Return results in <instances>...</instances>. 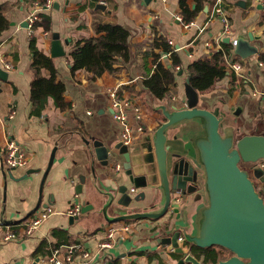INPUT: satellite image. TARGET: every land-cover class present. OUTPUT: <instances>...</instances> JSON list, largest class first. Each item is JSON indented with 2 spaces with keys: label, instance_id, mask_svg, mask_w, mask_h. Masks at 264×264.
<instances>
[{
  "label": "crops",
  "instance_id": "0c3cea01",
  "mask_svg": "<svg viewBox=\"0 0 264 264\" xmlns=\"http://www.w3.org/2000/svg\"><path fill=\"white\" fill-rule=\"evenodd\" d=\"M262 1H221L231 24L232 34L228 36L223 32L221 18L211 17L216 0H204L201 10L191 21L183 18L181 0H52L50 6L48 0H0V7L9 20L8 27L0 34V264H48L46 259L53 248L67 242L81 244L92 251L93 264H109L111 260L113 264H178L181 258L177 252L159 238L174 222L193 233L198 208L203 202H194L181 219H177L172 206L160 218L116 222H108L101 211L108 198L98 197V189L107 191L116 182L117 185L128 183L132 195L141 191L137 189V193H131L134 184L129 182L123 167H116L118 162L122 166L124 163L123 157L114 149L120 142L123 126L112 115L109 91L117 88L123 97L142 107L146 128L143 134H151L165 120L162 105H184L187 67L193 61L211 60L223 47V42L231 44L232 38L249 39L252 34L254 40L251 43L258 47V52L248 58L237 55L244 72L236 74L228 65L226 75L212 88L199 91V104L223 117L224 130L234 129L239 135L263 134ZM100 2L106 8L98 7ZM186 4L194 10L197 0H186ZM34 10L40 18L31 30L25 22ZM106 21L119 23L129 30L130 59L119 61L116 72L108 71L91 79L85 69L72 70L71 51L79 40L96 36L99 33L97 24ZM54 33H59L66 52L53 59L58 79L66 85L65 98L69 106L63 110L49 97L42 113L36 115L31 101L34 79L31 41L35 38L38 49L52 57ZM226 37H230V42L225 41ZM165 43L170 46V51L165 50ZM234 51L232 47L227 58H234ZM173 52L181 61L174 67L177 82L164 99H158L144 85V80L155 71L158 62L170 66ZM7 63L12 68L8 69ZM177 66L180 67L178 70L175 69ZM43 75L50 76V71L44 69ZM83 138L103 141L116 152L117 158L110 156L108 165L101 164ZM10 140H15L24 149L25 166L8 169L5 165ZM81 176L85 177V182L83 193L78 194L76 187ZM187 197L184 195L183 203ZM84 200L95 208L80 212L79 218L71 223L69 209L75 203L82 207ZM150 201L147 196L133 210H156L164 204L161 195L154 207H150ZM41 207H52L54 213L27 235L22 224ZM126 211L118 205L107 209L109 217ZM124 223L131 227L128 233L110 247H102V243L110 240L107 229ZM11 230L20 236L6 240L4 237ZM184 248L189 252L188 244ZM227 255L224 250V257ZM79 258L75 256V261Z\"/></svg>",
  "mask_w": 264,
  "mask_h": 264
},
{
  "label": "water",
  "instance_id": "95a60500",
  "mask_svg": "<svg viewBox=\"0 0 264 264\" xmlns=\"http://www.w3.org/2000/svg\"><path fill=\"white\" fill-rule=\"evenodd\" d=\"M97 6L106 8L103 2ZM25 26H28L27 21ZM253 40L252 34L249 39L238 38L235 53L242 58L256 54L258 47L251 43ZM225 41L230 42V37ZM65 53L59 33H54L52 57H61ZM183 103L182 106H161L165 120L155 132L143 134L140 140L128 146L121 142L114 145L124 159L123 168L129 182L141 191L132 195L128 183L117 185L116 182L107 191L97 188L98 197L108 198L101 209L105 219L116 222L160 218L169 210L172 192L181 189L188 197L184 205L175 207L177 219L185 217L194 202L203 203L198 208L193 233L174 222L159 238L163 244L184 255L178 264H205L185 250L187 244L203 249L220 247L227 252L226 257L211 264H264V193L257 187V180L264 179V168L256 165L264 160V133L239 135L234 129L224 130L223 117L200 106L199 91L188 77ZM83 140L101 164L108 165L110 156L117 158L116 152L103 141ZM91 170L95 173L94 166ZM80 179L76 187L78 194L83 193L85 177ZM159 195L164 198L160 209L133 210L147 196L151 199L150 207H154ZM111 205L127 211L109 217L107 209ZM94 208L84 200L81 213ZM78 218L71 216L70 222ZM180 236L185 239L184 246L179 243ZM113 263V260L109 262Z\"/></svg>",
  "mask_w": 264,
  "mask_h": 264
},
{
  "label": "trees",
  "instance_id": "16d2710c",
  "mask_svg": "<svg viewBox=\"0 0 264 264\" xmlns=\"http://www.w3.org/2000/svg\"><path fill=\"white\" fill-rule=\"evenodd\" d=\"M203 1L197 0L196 8L190 10L186 0H181L185 21H191L195 18L203 6ZM8 25L9 20L3 8L0 7V34ZM97 30L99 33L96 36L79 40L71 51L72 70L85 69L90 73L91 79H96L108 71L116 72L119 61L130 59V32L125 26L106 21L99 22ZM165 44V50L170 51L171 48L168 43ZM231 50L232 45L223 42V47L214 54L211 60L193 61L187 67L191 85L198 91H206L212 88L218 80L226 75L227 56ZM31 51L33 58L31 67L34 71V79L31 82V101L34 105V114L40 115L42 113L49 97L53 98L57 107L66 109L69 106L65 98L66 85L58 79L53 57L38 49L35 38L31 41ZM260 56L264 59V53H261ZM172 58L173 62L170 66L158 62L155 71L144 80V85L158 99H164L169 94L171 86L177 82V72L174 71V67L181 64V61L175 52L172 53ZM44 69L50 71V76L43 75ZM69 244L71 243L67 242L61 245L59 243L55 248ZM189 252L202 259L205 264L216 263L220 257H224V249L220 247L203 249L189 245ZM177 256L184 257L180 253H177Z\"/></svg>",
  "mask_w": 264,
  "mask_h": 264
},
{
  "label": "built area",
  "instance_id": "2783aa9c",
  "mask_svg": "<svg viewBox=\"0 0 264 264\" xmlns=\"http://www.w3.org/2000/svg\"><path fill=\"white\" fill-rule=\"evenodd\" d=\"M222 0H216L215 5L213 6L211 17H220L224 23L223 32L230 36L232 34L230 19L227 11L221 6ZM264 3V1H262ZM52 0H48L47 5L50 6ZM39 14L37 10L31 12L27 18L30 29L34 27L36 21L39 19ZM179 20H182V17H178ZM188 26L189 24H185ZM172 43L171 41H169ZM232 47L235 48L237 45V39H231ZM233 53V51H232ZM234 58H227L228 65L236 74L241 75L244 72V67L240 60L237 59V54ZM7 68H12L11 64H6ZM180 67L177 66L175 69L178 70ZM109 97L111 99V108L112 115L115 120L119 121L122 126V132L120 137V142L124 145H131L137 137L146 132L144 124V115L142 113V107L135 103L132 100L126 99L123 97L117 90V88L111 89L109 91ZM27 164L26 153L24 149L20 148L15 140H10L8 145V156L5 160V165L8 169L16 168L20 166H25ZM258 167L264 168V160H260L256 163ZM116 167L122 169V163L118 162ZM257 187L260 191L264 193V179L257 180ZM130 192L135 194L137 193L136 187H131ZM184 194L181 189L175 190L174 194L171 196L170 206L176 207L180 206L183 203ZM81 212V205L75 203L70 209L69 214L71 216H78ZM54 213V208L52 207H41L36 209L32 216H30L22 224V230L27 235L32 234L50 215ZM130 225L124 223L123 225H112L107 229V235L110 238L109 241L102 243V247H110L113 242L117 239L123 238L124 233H128L130 230ZM20 235L16 231H9L5 235V239H16ZM179 243L185 245V239L183 236L179 237ZM186 246V245H185ZM174 251V249H172ZM79 256L80 260L75 261V256ZM95 256L92 251L87 250L81 244L73 243L69 245H64L60 248H54L51 254L46 259L48 264H93ZM186 264V263H185ZM188 264V263H187Z\"/></svg>",
  "mask_w": 264,
  "mask_h": 264
}]
</instances>
